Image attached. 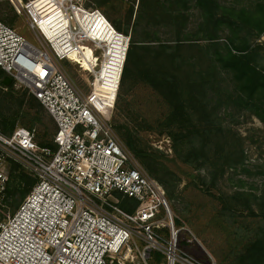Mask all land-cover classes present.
<instances>
[{"label": "built area", "instance_id": "2783aa9c", "mask_svg": "<svg viewBox=\"0 0 264 264\" xmlns=\"http://www.w3.org/2000/svg\"><path fill=\"white\" fill-rule=\"evenodd\" d=\"M10 1L18 13L28 11L41 46L0 19V68L10 85L27 90L52 116L55 148L39 145L24 126L0 131V264H149L153 250L165 264H204L178 248L164 188L116 136L113 104L97 108L63 68L64 60L73 61L96 78L108 42L90 18L107 17L85 0H51L54 13L38 19L30 2ZM86 48L93 69L82 66ZM3 77L0 86L7 88ZM12 161L35 183L13 213L1 215ZM122 197L137 202L132 212L120 207Z\"/></svg>", "mask_w": 264, "mask_h": 264}, {"label": "trees", "instance_id": "16d2710c", "mask_svg": "<svg viewBox=\"0 0 264 264\" xmlns=\"http://www.w3.org/2000/svg\"><path fill=\"white\" fill-rule=\"evenodd\" d=\"M91 1L99 8L109 2ZM145 1L146 12L142 9ZM192 3L200 11L198 28L210 42L198 53L183 49L188 45L183 40L190 39L194 33L189 28ZM12 20L8 19L9 22ZM110 22L117 30H122L113 19ZM131 23L117 89L118 98L123 97L124 87L133 74L150 85L169 107V113L160 127L167 128L163 131L177 144L176 152L184 157L183 162L204 167L206 174L198 177L200 182L209 178L210 186H215L226 167L243 163L241 154L235 148V142L238 143L236 135L231 128L220 123L221 110L248 113L264 123V61L259 48L250 47L247 37L253 30H256V37L264 32V0H255L254 10L227 6L218 0H140ZM224 29L229 30L227 41H214ZM123 31L128 33V29ZM162 34H166V39H161ZM171 40L175 41L174 45L168 43ZM4 75L0 68V77ZM1 93L4 99H18L20 102L12 108L0 101V131L10 134L17 126L35 131L37 125L41 127V132H35L38 144L54 149L55 123L42 103L30 93L26 95L15 90L12 85L7 88L0 86ZM25 98L29 99V106L23 104ZM116 102L118 109L119 99ZM122 115L123 112L118 109L116 117H112L114 131L148 175L164 184L165 174L162 171L166 166L162 158L150 150L149 145L144 147L139 142L133 129L121 120ZM46 124L50 125L49 129ZM9 164L7 191L20 195L13 204L16 209L34 185L35 177L19 163L12 161ZM11 180L13 187L9 189ZM234 198L248 202L247 205L252 200L257 201L255 194L248 195L244 191H235ZM259 199L264 206V195ZM119 205L123 210L132 212L137 202L133 198L122 197ZM247 209L254 213L250 205ZM261 214L264 215V211ZM237 259L241 264L264 263V226L256 228L245 253Z\"/></svg>", "mask_w": 264, "mask_h": 264}, {"label": "rangeland", "instance_id": "374dc122", "mask_svg": "<svg viewBox=\"0 0 264 264\" xmlns=\"http://www.w3.org/2000/svg\"><path fill=\"white\" fill-rule=\"evenodd\" d=\"M23 1L30 2L28 8L35 16H38L39 10L42 14L43 6L48 8L51 2V0ZM218 1L221 4L235 8L245 7L254 10L255 0ZM84 5L99 9L107 17V20H103L99 14H96L90 18L103 27L104 34L102 38L105 42H108L114 31H118L122 34L123 42L126 43L132 28L131 22L140 6V0H109L103 8L95 6L91 0H85ZM131 7L133 8L132 11H130ZM142 9L146 12V1L143 3ZM189 11V28L194 33L190 39L183 40L185 44H188L183 49L198 53L201 48L207 47L210 42L203 37L201 29L198 28L201 21L199 8L192 3ZM53 13L54 10L51 11V14ZM9 18L13 19L12 22L8 21ZM0 19L13 26L20 35L31 43L41 46L36 35L29 27L30 17L24 7L21 8V13H18L10 0H0ZM112 19L122 30H117L110 23ZM124 29H128V33H125ZM160 29L164 30L163 27ZM228 32V29H224L214 41L224 43L227 41ZM58 33L60 32L58 31ZM255 33L256 30H253L251 34L247 35L248 41L250 47L256 46L259 48L262 56L261 60L264 61V32L258 37L255 36ZM144 37L146 38V35ZM161 39H166V34H162ZM168 43L174 45L175 41L171 40ZM86 51L85 57H89L90 49L86 48ZM124 59L125 55L123 63ZM62 63L67 75L79 90L86 96L91 94V98L101 100L96 90L100 86L94 80V75L88 73L73 61L64 60ZM82 66L91 69L86 60ZM14 89L29 95V92L23 88ZM117 89L113 91L111 101H109L110 99L105 100L108 106L113 104L111 121L113 116L116 117L118 109H121L123 112L121 120L133 129L135 136L144 147L149 145V149L159 155V158H162L163 164L166 166L162 171V174H165L163 182L166 186L159 183L162 186L164 185L165 196L174 216L175 225L179 228L178 248L191 254L196 260L204 264L211 261L216 264H241L237 258L245 253L247 245L254 238L256 228L264 226V215L261 214L264 211V206L261 205V199H259L264 195V123L256 116L248 113H229L223 109L221 110V114H219L221 117L220 123L222 126L231 128L233 134L236 135L238 143L235 142V148L241 154L243 163L226 167L217 184L210 186L209 178L205 179L203 183L198 178L206 174V169L183 162L184 157L179 156L176 152L177 144L166 131H163L167 128L160 127L169 113V107L163 98L150 85L139 79L136 74H133V77L124 87V95L121 99L118 98ZM118 99L119 108L116 109V100ZM2 100L4 104H10L12 108H15L20 102H18V99L17 101L12 98L4 99V95L1 93L0 101ZM23 104L29 106V99L25 98ZM46 126L48 129L50 128L49 124H46ZM35 132H41V127L36 125ZM115 134L119 138L116 132ZM119 140L121 141L120 138ZM136 160L142 171L148 174L139 160ZM25 170L31 174L27 169ZM9 175L10 164H8V181L10 179ZM12 187L13 182L11 180L9 189H12ZM7 188L2 201L1 215L13 213L17 209H14L13 204L16 199L20 198L18 193L12 194L7 191ZM235 191H244L248 195L255 194L257 201L252 200L248 205V202L237 201L234 198ZM251 198L253 197L251 196ZM249 205L254 213L248 211ZM138 245L142 246V243L138 241ZM135 253L137 252L135 251ZM147 259L149 264H165L163 255L155 250L151 251Z\"/></svg>", "mask_w": 264, "mask_h": 264}, {"label": "bare ground", "instance_id": "6f19581e", "mask_svg": "<svg viewBox=\"0 0 264 264\" xmlns=\"http://www.w3.org/2000/svg\"><path fill=\"white\" fill-rule=\"evenodd\" d=\"M55 8L56 5L51 1L48 5V8L47 6H43L42 14H38L37 18L40 19L42 15H51V11L55 10ZM122 38L123 37L120 32L114 31L112 33V36L108 40L107 49L105 50V58H103L101 66L96 72L95 81L100 86H98L99 88H96V90L102 101L98 98L94 99L91 97L90 100L97 108H100L101 110L108 106L105 100L110 99L109 101H111L113 96L112 93L117 89V83L122 70V63L125 54V46L123 44ZM85 52H87L86 49ZM85 60L90 68L93 69L86 57Z\"/></svg>", "mask_w": 264, "mask_h": 264}, {"label": "water", "instance_id": "95a60500", "mask_svg": "<svg viewBox=\"0 0 264 264\" xmlns=\"http://www.w3.org/2000/svg\"><path fill=\"white\" fill-rule=\"evenodd\" d=\"M2 83L5 85V86H9L11 84V77L6 75L3 77L2 79Z\"/></svg>", "mask_w": 264, "mask_h": 264}]
</instances>
